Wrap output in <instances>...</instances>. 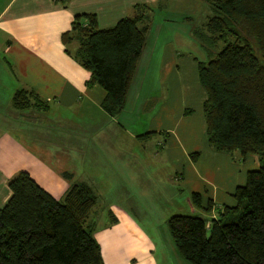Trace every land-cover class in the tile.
Returning <instances> with one entry per match:
<instances>
[{
	"label": "crops",
	"instance_id": "obj_1",
	"mask_svg": "<svg viewBox=\"0 0 264 264\" xmlns=\"http://www.w3.org/2000/svg\"><path fill=\"white\" fill-rule=\"evenodd\" d=\"M140 4L153 7L162 0H0V208L12 196L10 180L20 172L29 173L57 200L73 183H89L102 194L100 201L107 194L110 221L95 233L105 264H165L154 232L112 201L118 197L135 208L132 195L146 193L149 156L140 142L167 139L153 146L164 151V168L174 184L164 190L170 199L155 189L150 197L170 210L186 205L191 213L202 211L193 204V193L201 194L203 207L209 200L235 206L236 188L260 167L255 155L239 162L237 155L210 148L203 112L207 93L198 75V62L205 61L180 56L165 26L151 27L123 113L112 117L103 109L105 90L87 86L90 73L66 53L62 34L76 14H95L105 29L134 17ZM21 90L36 93L39 105L33 100L28 109H17L13 100ZM49 117L57 122L43 123ZM43 127L66 130L68 136L56 138L50 148ZM147 133L153 134L140 138ZM196 152L201 156L193 161ZM209 215L214 217V211Z\"/></svg>",
	"mask_w": 264,
	"mask_h": 264
},
{
	"label": "trees",
	"instance_id": "obj_2",
	"mask_svg": "<svg viewBox=\"0 0 264 264\" xmlns=\"http://www.w3.org/2000/svg\"><path fill=\"white\" fill-rule=\"evenodd\" d=\"M205 1L215 15L207 33L194 30L196 38L206 52L208 42L217 48L224 44L209 54L208 62H198L207 93L203 112L208 144L216 152L237 155L239 162L255 155L260 167L236 188L235 206L209 200L203 207L201 194L193 193V204L215 216L176 214L168 227L190 264H264V0ZM152 11L148 4L137 5L134 17L105 29L95 14H76L71 29L62 34L66 53L90 73L87 86L98 84L105 90L102 107L112 117L126 107L147 46ZM38 99L33 91L21 90L13 103L25 110L33 100L39 105ZM200 156L196 152L191 159ZM64 177L72 179L67 172ZM8 186L12 196L0 208V264H105L90 221L100 201L92 185L73 183L62 200L27 172L14 176Z\"/></svg>",
	"mask_w": 264,
	"mask_h": 264
},
{
	"label": "rangeland",
	"instance_id": "obj_3",
	"mask_svg": "<svg viewBox=\"0 0 264 264\" xmlns=\"http://www.w3.org/2000/svg\"><path fill=\"white\" fill-rule=\"evenodd\" d=\"M162 5H164V8H161ZM162 5L155 4L152 7V25L155 27L165 26L167 28V32H169L167 33L168 36H174L176 38L174 48L180 56H192L196 57L197 60L208 62L209 60L207 55L209 56L210 53L214 54L222 49L224 46L223 43L219 44L217 48L215 44L213 45V43L208 42L207 49L210 47V50L207 51L209 53L204 51V48L197 40L194 33V30L207 33V23L209 19L215 15L214 10L208 2L205 0H162ZM156 35L157 34L154 33L152 37L154 38ZM159 56H162V54L160 53ZM157 57L158 55H155V60H157ZM143 60L145 62V57ZM157 70L158 66L155 70V74L157 73ZM44 119H46L43 122L45 124L48 122H57L54 118L52 120L51 117ZM40 132L44 136V143H46L50 148H54L52 141L55 143L56 138V141L58 142V140L66 139L68 136V132L66 130L57 131L60 136H56L55 134L57 133L54 130L49 131V129H46L45 127H43ZM48 136L49 139L46 138ZM51 136L55 138L53 139ZM161 140V143H163L164 140L166 141L167 139L164 136L154 137L156 144ZM145 141L147 142H140L139 144L143 146L144 151L142 152L149 156V160L144 164L145 169L148 172V185L145 188L146 193H135L132 195V198H134L133 201H137L138 204L135 208L133 206V202H125V204H123V200L121 201L118 197L114 198L112 201L120 207H125L137 223H140L145 229L149 228L154 232L152 237L159 240L163 250V255L159 256L160 260H162L165 264H190L188 261L184 260L178 252L168 227V221L175 214H189L191 211L188 210L189 208L186 205L183 206V210H170L168 206L156 200V202H154V199L151 198L152 192L155 189L157 192L162 193L164 199L168 201L170 199V194L164 193V190L167 187L173 188L174 184L172 178H169L168 169L164 168V151L160 147H157L156 144L153 146V140H149V142L148 140ZM143 162L144 160L141 158V165ZM143 173L145 174L144 171ZM149 185H151V187H148ZM151 189L153 190L152 192ZM98 195L100 196L102 194L98 193ZM106 195L107 194H103V200L99 201L97 207L91 215L90 221L95 224V228L97 230L103 228L106 223L108 224L110 221L109 207L105 203L107 202ZM162 201L165 202L164 200ZM196 214L204 217H210L209 214H206L203 211H197Z\"/></svg>",
	"mask_w": 264,
	"mask_h": 264
}]
</instances>
